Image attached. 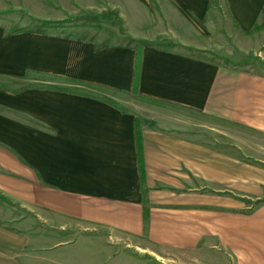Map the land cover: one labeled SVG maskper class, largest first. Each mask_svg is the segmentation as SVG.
<instances>
[{
    "label": "crops",
    "instance_id": "1",
    "mask_svg": "<svg viewBox=\"0 0 264 264\" xmlns=\"http://www.w3.org/2000/svg\"><path fill=\"white\" fill-rule=\"evenodd\" d=\"M61 1L25 10L115 16L133 42L106 25L0 19V196L31 216L0 205V264H102L38 225L147 238L190 264H264V201L243 214L235 200L262 198L264 181L247 194L246 165L199 134L203 118L264 132V77L151 45L173 34L204 49L211 0ZM218 1L239 33L263 22L264 0Z\"/></svg>",
    "mask_w": 264,
    "mask_h": 264
},
{
    "label": "rangeland",
    "instance_id": "2",
    "mask_svg": "<svg viewBox=\"0 0 264 264\" xmlns=\"http://www.w3.org/2000/svg\"><path fill=\"white\" fill-rule=\"evenodd\" d=\"M38 0H0V19L11 22L13 27L27 26L31 28L51 27L61 29L64 27L78 25H106L118 32V41L132 43L130 38L123 35L122 23L115 16L106 15L97 18L94 14L80 12L77 14L64 13L65 18L57 20H38L25 10L26 3ZM50 1V0H48ZM68 1V0H65ZM72 3L73 0H70ZM61 0H54L55 10L61 11ZM69 2V1H68ZM220 2L211 0L209 9V20L205 29L207 35L200 37L204 49L189 50L178 44V36L159 35L151 45L156 47L176 48L177 51L197 58L199 61L207 62L221 68L225 72H246L252 75L264 77V18L262 24L255 27L251 32L239 33L234 26L227 23L221 12ZM76 7V6H75ZM64 12V11H63ZM213 27V30L211 28ZM157 33L158 28L154 29ZM181 38V36H180ZM135 44V42H134ZM128 103H136V98L128 97ZM133 100V102H132ZM200 120V117H199ZM199 123V134L204 138L212 140L215 154H226L231 160H238L240 164L248 168V176L245 177L244 185H247V194L251 189L259 187V179L264 181V132L245 128L232 124L228 121L218 119L206 120ZM206 133V134H205ZM253 167L262 170L263 174L252 170ZM235 185H230L229 189ZM203 191L199 190V193ZM232 195V194H230ZM232 197H235L232 195ZM236 198V197H235ZM243 201V211L263 203L262 198L246 197V199H235ZM0 205L5 211L13 213L17 218L30 219L28 211L11 204L7 199L0 196ZM233 204H231L232 206ZM242 205V204H241ZM42 233L54 234V242H66L70 244L67 248L79 252L101 253L102 264H190L189 259L176 258L167 249H160L151 244L147 238H130L123 235L114 236L111 232L102 228L88 230L69 229L59 231L55 228L38 225ZM67 249V250H69ZM99 255V254H98Z\"/></svg>",
    "mask_w": 264,
    "mask_h": 264
},
{
    "label": "trees",
    "instance_id": "3",
    "mask_svg": "<svg viewBox=\"0 0 264 264\" xmlns=\"http://www.w3.org/2000/svg\"><path fill=\"white\" fill-rule=\"evenodd\" d=\"M13 33H18L17 31H13ZM147 213L145 212V222H146Z\"/></svg>",
    "mask_w": 264,
    "mask_h": 264
}]
</instances>
